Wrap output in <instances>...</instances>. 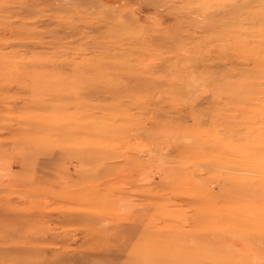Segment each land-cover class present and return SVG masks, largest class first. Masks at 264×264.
<instances>
[{
  "label": "rangeland",
  "instance_id": "1",
  "mask_svg": "<svg viewBox=\"0 0 264 264\" xmlns=\"http://www.w3.org/2000/svg\"><path fill=\"white\" fill-rule=\"evenodd\" d=\"M0 264H264V0H0Z\"/></svg>",
  "mask_w": 264,
  "mask_h": 264
}]
</instances>
